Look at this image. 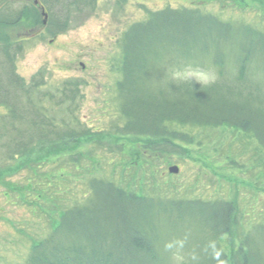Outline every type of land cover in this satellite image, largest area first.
<instances>
[{"label": "rangeland", "instance_id": "1", "mask_svg": "<svg viewBox=\"0 0 264 264\" xmlns=\"http://www.w3.org/2000/svg\"><path fill=\"white\" fill-rule=\"evenodd\" d=\"M33 2L0 0V19L13 21L25 8L41 17L34 24L28 16L13 25L0 23V75L10 69L22 85L8 100L32 114L37 108L63 136L65 130L83 136L72 141L36 138L34 149L9 157L13 134L5 128L7 106L0 105V264H32L33 245L42 247L53 237L67 209L88 207L93 187L101 182L126 197L153 202V247L162 264H175L164 245L185 238L180 254L186 262L191 263L193 253L202 258L207 242L215 240L227 264L234 262L231 255L239 247L251 251L254 264H264V148L253 134L226 125L173 122L167 126L182 134L174 140L178 146L173 151L154 146L155 139L123 133L126 121L118 93L125 34L159 12L175 11L213 19L232 31L221 43L223 67L214 64L216 50L196 46L189 54H168L151 76L164 84L168 81L160 79L172 67L213 68L215 83L247 97L251 93L264 110L262 54L252 55L242 81L237 62L240 38L250 44L241 31H255L254 39L264 41V0H45L49 20L64 24L50 30L42 26L43 16ZM18 115L17 110L12 117ZM22 127L33 134L39 128ZM174 166L178 172H169ZM170 202L181 206L178 213L160 210ZM217 206L230 210L225 234L207 218L212 217L207 210ZM103 211L99 206L95 214L81 217H103ZM54 237L51 242L58 243Z\"/></svg>", "mask_w": 264, "mask_h": 264}, {"label": "trees", "instance_id": "2", "mask_svg": "<svg viewBox=\"0 0 264 264\" xmlns=\"http://www.w3.org/2000/svg\"><path fill=\"white\" fill-rule=\"evenodd\" d=\"M70 3H73V0H70ZM25 9L19 12L13 22L4 20L5 22L0 23L13 25L17 19L19 21L21 17L28 16L34 24L41 18L39 13L26 12ZM54 25L59 26L58 29L64 27L59 21L52 20H48L46 26L50 30ZM242 32L246 33V38H250V44H247L244 38H240L237 44L240 54H236L239 64L238 76L241 81L254 53L258 51L257 54L261 53L264 59V41L261 37L254 39L255 31L248 29L241 31V35ZM231 34L232 31L213 19L204 20L195 14L175 11L159 12L151 20L134 25L124 36L123 61L120 67L122 79L118 82L121 112L126 121L121 129L123 133L155 139L157 142L154 146L171 148L173 151L172 148L178 146L174 140L182 134L169 129L167 125L170 123L226 125L252 133L264 148V110L260 108L258 97L252 98L251 93L249 97L244 96L240 90L227 89L218 82L204 87L195 83L192 86L190 83L177 86L169 82L159 83L156 76H151L165 56L175 50L189 54L196 46L202 51L216 50L214 64L221 69L225 55L221 43ZM1 71L3 74L0 75V105L7 106L9 123L5 128L13 134L11 150H8L9 157L20 156L34 149L38 143L35 142L36 138L47 142L46 139L50 141L49 139L61 137V140L68 137L70 139L66 140L72 141L83 136L74 135V130L63 131L62 133L67 134L63 136L52 121L44 122L45 117H41L37 108L32 114L27 107H21L17 103L10 104L9 95L16 93L18 88L21 91L22 85H19L10 69L9 73L7 70ZM20 109H23V112ZM17 110L18 117H12ZM20 113L23 116H20ZM26 123L33 127L39 126L36 134L31 133L29 128L26 131L21 128L22 124ZM93 191L94 199L88 207L76 211L67 209L63 214V224L54 231L53 237L47 239L42 247L41 243L33 245L31 263L162 264L163 260L153 247L157 222L156 217L151 216L153 202L143 201L141 197L132 195L126 197L109 183L101 182L96 188L93 187ZM99 206L104 210L103 217H81L85 213L95 214ZM196 206L199 211L202 210L199 205ZM180 207L170 202L161 206L160 210L168 214L178 213ZM192 208L193 206L189 211L186 207L183 209L191 212ZM206 214L212 216L207 218L213 229L220 227L222 234L228 231V207L222 210L218 206L212 207ZM56 235L58 243H52ZM216 238L217 241L220 240L219 236ZM257 251L255 252L260 257L262 253ZM203 254L199 264H218L209 254ZM231 258L234 259L232 264H254L251 251L247 248L239 247ZM220 260L227 264L225 253L222 252Z\"/></svg>", "mask_w": 264, "mask_h": 264}, {"label": "clouds", "instance_id": "3", "mask_svg": "<svg viewBox=\"0 0 264 264\" xmlns=\"http://www.w3.org/2000/svg\"><path fill=\"white\" fill-rule=\"evenodd\" d=\"M218 79V74L213 68L199 69L189 67H172L165 71L160 82L168 81L170 84H193V81L202 87L213 85ZM186 244L185 239H173L164 245L165 251L173 252V260L175 264H186L185 258L180 253ZM175 250V251H173ZM203 251L211 256L212 259L218 261V264H223L220 260L222 250L217 246L215 240H209ZM191 264H199V256L193 253L190 257Z\"/></svg>", "mask_w": 264, "mask_h": 264}, {"label": "water", "instance_id": "4", "mask_svg": "<svg viewBox=\"0 0 264 264\" xmlns=\"http://www.w3.org/2000/svg\"><path fill=\"white\" fill-rule=\"evenodd\" d=\"M35 5H38L37 0H35ZM42 15L45 16V13H44L43 9H42ZM45 18H46V16H45ZM45 18H44V21H43L44 24L46 22ZM169 172L177 173L178 172V168L177 167L169 168Z\"/></svg>", "mask_w": 264, "mask_h": 264}]
</instances>
